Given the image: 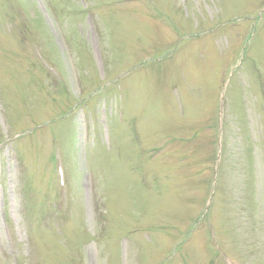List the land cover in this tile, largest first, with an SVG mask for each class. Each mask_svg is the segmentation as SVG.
<instances>
[{
	"label": "rangeland",
	"instance_id": "374dc122",
	"mask_svg": "<svg viewBox=\"0 0 264 264\" xmlns=\"http://www.w3.org/2000/svg\"><path fill=\"white\" fill-rule=\"evenodd\" d=\"M254 61L264 0H0V264H264Z\"/></svg>",
	"mask_w": 264,
	"mask_h": 264
}]
</instances>
